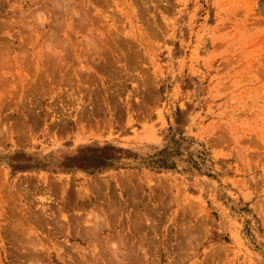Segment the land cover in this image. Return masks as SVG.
<instances>
[{
  "label": "rangeland",
  "instance_id": "rangeland-1",
  "mask_svg": "<svg viewBox=\"0 0 264 264\" xmlns=\"http://www.w3.org/2000/svg\"><path fill=\"white\" fill-rule=\"evenodd\" d=\"M110 261L264 264V0H0V264Z\"/></svg>",
  "mask_w": 264,
  "mask_h": 264
},
{
  "label": "bare ground",
  "instance_id": "bare-ground-1",
  "mask_svg": "<svg viewBox=\"0 0 264 264\" xmlns=\"http://www.w3.org/2000/svg\"><path fill=\"white\" fill-rule=\"evenodd\" d=\"M127 180H129L128 182L131 184H133V179L132 178H130V179H127ZM105 185V184H104ZM60 186V185H59ZM62 187H63V185H61ZM97 186V187H96ZM101 184H100V182L98 183V181L97 182H93V186H92V188H96V189H98L99 188V190H100V188H101ZM61 187V188H62ZM92 188H90V189H92ZM62 189H64V188H62ZM68 189V188H67ZM130 201H134V193L132 192V194H131V196H130V199H129ZM105 220H106V218H104ZM116 232V231H115ZM109 243H110V241H108ZM114 244V243H113ZM111 245V244H110ZM115 245V244H114ZM109 247V246H108ZM111 247H114V246H111ZM106 248V247H105ZM113 249V248H112ZM111 249V250H112ZM117 249V248H116ZM105 250H107V249H105ZM115 250V249H114ZM117 251H118V249H117ZM105 252V251H104ZM111 252V251H110ZM114 253V252H113ZM118 253H119V251H118ZM115 254V253H114ZM116 254H117V252H116ZM116 257H118L119 258V255L117 256L116 255ZM121 257V256H120ZM113 258V257H112ZM112 258H111V260H112ZM113 261H114V258H113ZM114 263V262H113ZM119 262H117L116 264H118ZM110 264H112L111 263V261H110Z\"/></svg>",
  "mask_w": 264,
  "mask_h": 264
}]
</instances>
